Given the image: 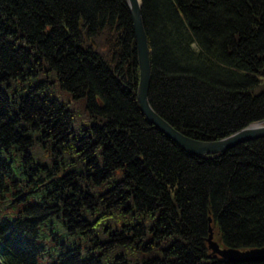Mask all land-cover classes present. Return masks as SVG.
<instances>
[{"label": "trees", "instance_id": "obj_1", "mask_svg": "<svg viewBox=\"0 0 264 264\" xmlns=\"http://www.w3.org/2000/svg\"><path fill=\"white\" fill-rule=\"evenodd\" d=\"M141 5L161 118L201 141L264 121V0ZM138 82L126 0H0L1 264H264L206 242L264 248V137L188 154Z\"/></svg>", "mask_w": 264, "mask_h": 264}, {"label": "water", "instance_id": "obj_2", "mask_svg": "<svg viewBox=\"0 0 264 264\" xmlns=\"http://www.w3.org/2000/svg\"><path fill=\"white\" fill-rule=\"evenodd\" d=\"M128 5L136 38L137 57L139 64V82L137 87V100L145 117L148 121L160 130L166 137L176 143L188 154L196 156H214L222 154L228 149L244 142L264 137V121L249 125L232 135L220 140L201 141L192 139L179 132L161 118L150 106L148 99V89L151 78L149 46L144 30L141 12V0H126ZM211 219H209V225ZM206 239L207 246L211 255L222 260L246 263L264 260V248H253L238 250L226 248L220 245V240L214 237L211 225L208 229Z\"/></svg>", "mask_w": 264, "mask_h": 264}, {"label": "rangeland", "instance_id": "obj_3", "mask_svg": "<svg viewBox=\"0 0 264 264\" xmlns=\"http://www.w3.org/2000/svg\"><path fill=\"white\" fill-rule=\"evenodd\" d=\"M47 263H48L47 261H44L42 259L39 261V264H47Z\"/></svg>", "mask_w": 264, "mask_h": 264}, {"label": "bare ground", "instance_id": "obj_4", "mask_svg": "<svg viewBox=\"0 0 264 264\" xmlns=\"http://www.w3.org/2000/svg\"><path fill=\"white\" fill-rule=\"evenodd\" d=\"M257 123H260V122H257ZM257 123H254V124H257ZM252 125V124H251ZM248 127V126H247ZM200 157H206V156H200Z\"/></svg>", "mask_w": 264, "mask_h": 264}]
</instances>
